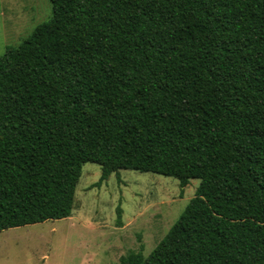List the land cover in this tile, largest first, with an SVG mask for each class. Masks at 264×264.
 Here are the masks:
<instances>
[{"label": "trees", "instance_id": "1", "mask_svg": "<svg viewBox=\"0 0 264 264\" xmlns=\"http://www.w3.org/2000/svg\"><path fill=\"white\" fill-rule=\"evenodd\" d=\"M50 1L0 56V232L71 218L95 164L200 180L122 264H264V0Z\"/></svg>", "mask_w": 264, "mask_h": 264}, {"label": "rangeland", "instance_id": "2", "mask_svg": "<svg viewBox=\"0 0 264 264\" xmlns=\"http://www.w3.org/2000/svg\"><path fill=\"white\" fill-rule=\"evenodd\" d=\"M51 16L50 0H0V56ZM100 178L98 165L83 167L71 218L0 232V264H122L141 250L148 257L200 185L182 189L176 179L126 170L96 186Z\"/></svg>", "mask_w": 264, "mask_h": 264}]
</instances>
